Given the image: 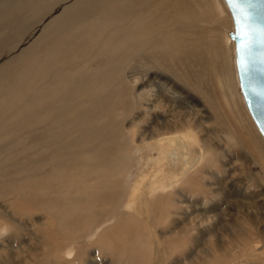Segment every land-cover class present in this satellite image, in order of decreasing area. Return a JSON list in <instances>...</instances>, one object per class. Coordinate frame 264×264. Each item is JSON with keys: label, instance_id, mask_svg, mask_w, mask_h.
<instances>
[{"label": "bare ground", "instance_id": "6f19581e", "mask_svg": "<svg viewBox=\"0 0 264 264\" xmlns=\"http://www.w3.org/2000/svg\"><path fill=\"white\" fill-rule=\"evenodd\" d=\"M27 1L33 0H22L14 7ZM53 8L51 19L38 25L35 49L20 55L12 76L6 71L0 78V142L14 139L20 153L31 149V157L39 158L40 163L28 171L38 177L20 181V192L5 193L4 202L16 221L36 225L30 256L46 260L67 241L85 235L90 240L97 238L101 229L95 225L100 214L108 210L113 214V203L134 208L139 199L135 197L144 192L139 185L128 190L123 203L117 199L124 178L122 166L130 156L127 139L133 132L128 129L139 130L137 123L142 120L127 128L124 125L130 110H141L142 98L134 91L139 85L133 83L141 75L137 73L130 82L113 83L111 79L106 83L108 69L130 63L134 70L144 69L145 77L149 70H157L195 92L207 110L209 127L203 128L189 111L169 113L160 102L146 106L148 121L155 111L165 115L148 137L153 145L146 146L154 153L147 160L152 174L156 177L162 172L164 180H158L156 191L165 194L167 205L172 199L182 203L184 194L197 198L203 187L213 185L208 176L221 174L219 163L224 158L218 146L229 155L239 150L237 162L244 155L264 168V139L239 91L233 42L227 35L232 22L224 0H38L33 12L42 19ZM207 129L215 131L212 137L204 134ZM182 178H186L183 184ZM259 182L264 183V173ZM252 191L250 186L245 193ZM140 204L143 209L148 207L146 200ZM241 211L237 213L245 209ZM148 214H141L145 221H138L152 236ZM258 216L256 213V223L243 218L235 222L248 239L258 233L253 226L260 222L262 216ZM11 227L13 232L7 237L14 243L19 240V230ZM193 227L190 224L177 233ZM132 233L136 231L120 221L101 233L96 244L110 240V254L117 264H142L145 261L138 255L139 245L137 239L132 241ZM4 243H8L5 238L0 251L5 249ZM124 244L131 246L126 252ZM228 247L233 256L241 251L231 244ZM157 263L154 259L153 264ZM48 264L58 263L51 260Z\"/></svg>", "mask_w": 264, "mask_h": 264}, {"label": "rangeland", "instance_id": "374dc122", "mask_svg": "<svg viewBox=\"0 0 264 264\" xmlns=\"http://www.w3.org/2000/svg\"><path fill=\"white\" fill-rule=\"evenodd\" d=\"M37 1H27L24 5L20 4L21 6L14 7L16 3L22 2V0H0V14L4 13V15L0 16V78L6 71L9 74L8 76H12L10 73L15 71L20 55L24 52L31 53L35 49L34 41L37 37L38 25L46 24L52 17L51 11H54V8L48 9L45 13L46 18L37 17V14L33 12ZM47 3L51 6L49 2ZM125 65L108 69L110 77H106V83H110L111 79H113V83L121 81V79H127V82H130L137 73L141 75V77L133 81V83L136 82L139 85L134 88V91L136 93L139 91L142 98L141 110H130L129 115L124 118V125L127 128L130 124L137 123L139 119L142 120L137 123L139 130L128 129L133 132V135L129 132V138L127 139V150L129 149L127 152L130 156L129 158L126 157L122 166L124 167V178L121 179V185L117 188V194L119 193L117 199L119 198V203H123L122 201L125 200L124 196L126 197L128 190L132 187L138 188L139 185H142L141 188H145V193L142 192L144 195L139 194L135 197L139 199L134 208H121L118 207L119 204L113 203L110 205L111 208H114L112 209L114 211L113 214L109 210L105 214L101 212L102 214L99 215V220H97L95 225L100 227L99 230L101 229L97 238L94 237L90 240L91 237L89 238L85 235L77 238L78 240L67 241L64 247L58 249L48 259L45 260L44 256L36 259L28 253V248L30 246L33 247V244L36 243L34 240L30 241V238H34L33 232L36 229V225L27 220L16 221L17 217L14 218L15 216H12L11 212L5 208V193H16L20 189V181L24 182L27 179L32 180L38 177L37 175L30 176L28 171L35 169L34 167L40 164L39 158L31 157V149H27V153L23 151L20 153L21 150L18 144L14 142V139L9 140L7 143L0 142V218L8 220L10 225L17 226L19 230V240H16L17 242L8 241V237H5L8 243H4L5 249L0 251V264H48L51 260L58 264H117L115 257L110 254L111 248L109 246H111V241L103 239L98 245L96 243L99 237H102L101 233H105L112 224L114 225L120 221L128 224L132 231H136V233H132V241L137 239L139 245L138 255L139 257L142 255L145 261L142 264H153L154 259L158 262L157 264H264V183L259 182V179L263 176L264 168L244 155H240L241 162H237L238 155L235 153H240L239 150H236L234 155H229L228 151L222 148L223 146L219 147L217 145L224 158L221 160V164L219 163L221 174L211 172L214 175L211 176L210 174L208 176L213 185L210 188L206 187V189L203 187L204 191L197 198H190L184 194L183 198L180 199L182 203H175L174 199H172L171 205L170 202L167 205L165 203L167 200L164 197L165 194L162 191H156V188L160 186L158 180L163 178L160 176L162 172L158 171L159 174L154 177L150 166L147 164V160L154 155V153L150 154L147 149L148 145H153L152 141H154H150L148 137L153 134L154 124L164 120L165 115L155 111L156 113L152 114V119L148 121L145 113L146 106L160 102L164 104L166 109L168 108L169 113L189 111L195 116L197 124L203 128L209 127L206 124L208 113L195 92L186 89L178 82H174L165 74L157 70H149L145 77L146 71L144 69L134 70L130 63ZM133 83H129V88L133 87ZM169 89L173 92H170ZM154 106H156V103ZM214 133L215 131L212 129H207L204 132L208 137H212ZM142 139L143 143H140ZM146 143L148 144L147 146ZM135 148L139 152L141 150L140 153L137 151V154H140L139 157L142 158V163H138L139 157H136V153H134ZM225 156L228 157L225 158ZM185 179L182 178L180 183L183 184ZM248 186L253 189L249 195L245 193V190L249 188ZM148 187L150 190L147 189ZM169 190L168 188L166 192H169ZM202 196L207 197L208 200L201 199ZM145 200L148 207L143 209L140 203L145 202ZM243 209H245L244 213H237L238 210L242 212L241 210ZM146 211L149 213L148 217L152 222L151 224H153L154 234L152 236L147 229L144 231L143 225L138 221H145L140 215ZM254 211L260 215L258 218L262 217L260 222L257 221L258 225L253 223L255 229H258L257 236L255 235L254 237L253 235L250 236L251 239H248L247 236L242 235L243 230L237 228L238 224H235V222L237 223L243 218L247 219V222L254 220L256 223V213ZM115 215L119 217L113 219ZM109 218L110 222L105 221ZM188 224H193L194 227L178 235L177 231L187 229ZM232 228H235L236 231L231 230ZM228 230L234 232L231 233ZM228 244L237 246L241 251L233 256L227 249L230 248ZM150 245H154L155 249H151ZM130 247L129 244H124L123 250L126 248V252ZM221 254L224 257H220L219 255ZM229 256L231 257L229 258ZM38 260L39 262H37Z\"/></svg>", "mask_w": 264, "mask_h": 264}, {"label": "water", "instance_id": "95a60500", "mask_svg": "<svg viewBox=\"0 0 264 264\" xmlns=\"http://www.w3.org/2000/svg\"><path fill=\"white\" fill-rule=\"evenodd\" d=\"M224 2L232 22L227 35L233 42L239 91L264 139V0Z\"/></svg>", "mask_w": 264, "mask_h": 264}, {"label": "clouds", "instance_id": "9594fccd", "mask_svg": "<svg viewBox=\"0 0 264 264\" xmlns=\"http://www.w3.org/2000/svg\"><path fill=\"white\" fill-rule=\"evenodd\" d=\"M13 232L10 223L0 218V241H3L5 237Z\"/></svg>", "mask_w": 264, "mask_h": 264}, {"label": "snow or ice", "instance_id": "6c2138e0", "mask_svg": "<svg viewBox=\"0 0 264 264\" xmlns=\"http://www.w3.org/2000/svg\"><path fill=\"white\" fill-rule=\"evenodd\" d=\"M230 2H233V3H235V2H236V0H230ZM245 35H247V34H245ZM241 47H243V45H241Z\"/></svg>", "mask_w": 264, "mask_h": 264}]
</instances>
